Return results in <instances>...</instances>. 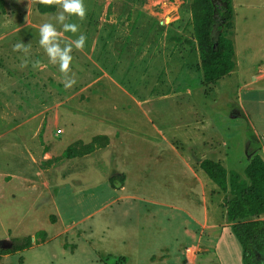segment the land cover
<instances>
[{"label":"rangeland","instance_id":"1","mask_svg":"<svg viewBox=\"0 0 264 264\" xmlns=\"http://www.w3.org/2000/svg\"><path fill=\"white\" fill-rule=\"evenodd\" d=\"M192 1L84 0L86 18L66 21L87 39L65 88L38 42L59 9L5 0L0 264H242L225 194L200 164L244 178L264 161V0H233L234 68L214 84Z\"/></svg>","mask_w":264,"mask_h":264},{"label":"trees","instance_id":"2","mask_svg":"<svg viewBox=\"0 0 264 264\" xmlns=\"http://www.w3.org/2000/svg\"><path fill=\"white\" fill-rule=\"evenodd\" d=\"M4 7L5 0H0V13ZM37 8L40 13H52L56 9L42 5ZM190 8L203 81L214 84L234 68V47L228 34L232 28V0H193ZM97 139L83 145L84 150L90 151ZM64 155L72 157L73 148H67ZM200 167L225 194L226 220L241 248L242 264H264V219L261 218L264 215V161L253 156L243 171L244 178L208 159ZM26 241L24 247L30 245V239ZM22 249L15 246L12 251Z\"/></svg>","mask_w":264,"mask_h":264},{"label":"clouds","instance_id":"3","mask_svg":"<svg viewBox=\"0 0 264 264\" xmlns=\"http://www.w3.org/2000/svg\"><path fill=\"white\" fill-rule=\"evenodd\" d=\"M29 4L42 5L45 7H54L59 11L52 17L54 23L45 22L39 27V46L43 49L48 58V62L53 66H58L59 72L62 74V83L65 88H71L76 81L69 76L72 62V52L75 48L82 51L87 37L79 34V24L75 22H66L75 17L79 21H83L87 16V8L84 0H28ZM56 24L61 26L64 33H72L76 36L75 40H62L60 32L57 30ZM30 45L18 42L12 46L14 52L29 51ZM24 62L21 67H26Z\"/></svg>","mask_w":264,"mask_h":264},{"label":"crops","instance_id":"4","mask_svg":"<svg viewBox=\"0 0 264 264\" xmlns=\"http://www.w3.org/2000/svg\"><path fill=\"white\" fill-rule=\"evenodd\" d=\"M232 7H234L235 8V6H234V4H233V0H232ZM62 40H64L63 38H62ZM232 72V71H231ZM107 135V134H106ZM103 137H105V139H107V137L106 136H103ZM108 140V139H107ZM237 241V240H236ZM0 249H4V248H0ZM240 252H241V248H240ZM242 263V262H241Z\"/></svg>","mask_w":264,"mask_h":264}]
</instances>
